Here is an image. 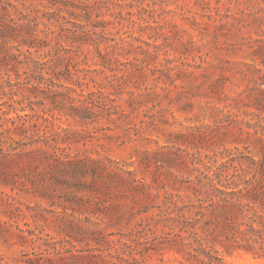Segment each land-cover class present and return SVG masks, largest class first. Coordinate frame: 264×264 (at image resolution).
I'll list each match as a JSON object with an SVG mask.
<instances>
[{
    "label": "trees",
    "instance_id": "16d2710c",
    "mask_svg": "<svg viewBox=\"0 0 264 264\" xmlns=\"http://www.w3.org/2000/svg\"><path fill=\"white\" fill-rule=\"evenodd\" d=\"M147 1L166 11L163 0H0V99L8 97L0 102V174L8 179L11 165L25 161L30 184L50 175L78 191L65 203H50L61 207L52 212L75 222L74 233L72 228L65 231L69 239L48 241L49 255H24L25 264H149L166 254L186 264H227L226 257L240 251L264 259V74L258 65L248 66L246 87L226 94L225 84L211 83L213 63L183 59L191 79L197 74L189 67L206 71L186 97L191 107L197 97L206 98L197 101L203 118L171 145L139 152L137 163L75 151L88 130L56 123L65 118L88 127L104 120L153 139L148 134L159 116L138 125L132 114L153 94L143 70L159 58L163 44L129 30L121 35L128 28L124 10L132 17L134 5ZM199 2L210 8L212 0ZM238 2L264 26V0ZM249 48L264 66V39H253ZM92 50L96 68L87 62ZM166 153L175 159L158 157ZM136 164L150 171V182L137 175L138 167L127 166ZM53 171L81 180H61ZM18 177L9 178L16 187Z\"/></svg>",
    "mask_w": 264,
    "mask_h": 264
},
{
    "label": "rangeland",
    "instance_id": "374dc122",
    "mask_svg": "<svg viewBox=\"0 0 264 264\" xmlns=\"http://www.w3.org/2000/svg\"><path fill=\"white\" fill-rule=\"evenodd\" d=\"M142 6L147 10L141 9ZM153 6L157 9L155 10ZM162 6L166 11L159 5L148 6V1L140 6L137 3L132 9L135 12L132 17L124 10L123 22L128 28L121 32V35L126 36L124 32L129 30V34L133 33L134 37H140L152 45L163 44L157 49L159 58L152 61V64L146 65L143 70L142 80L148 87H153V94L144 98L147 105L132 114L133 122L138 125L141 121L148 120L150 115L159 116L156 130L148 134L153 139L146 140L145 136H138L133 128L115 126L104 120L84 127L73 119H57L56 123L64 127L79 131L84 128L88 130L82 131L85 140L74 146L73 150L87 151L95 158L107 157L123 164L136 162L139 152L147 148L171 145L176 134L188 133L191 130L190 126L199 124L201 122L199 118L202 119L203 116L197 117L201 114L197 101L199 99L205 101L206 98L197 97L195 106L191 107L186 97L192 92L191 84L193 87L200 84L203 81L202 74L206 71L189 67V70H194L197 74L191 79V73L186 74L181 65L183 59L192 64L202 63V58L213 63V66L207 70L212 74L211 83L220 87L225 84L226 94H233L234 89L246 87L244 74L250 73L248 67L250 64L258 65L264 74V66L259 60H253L252 49L249 48V45H253V39H264V26L255 21L258 14L253 15V10L247 9V5L241 4L238 0L232 2L221 0L220 14L216 10L218 6L216 0H212L210 8H204L206 6L199 0H163ZM259 15L261 16L262 13ZM105 18L113 19V16L108 15ZM141 18H145L148 22ZM148 24L152 27L150 28ZM111 31L114 33L115 29ZM191 40H195L196 43L191 44ZM135 44H142L148 48L144 42L138 41ZM149 49L155 50L153 46ZM165 50H168V54H165ZM93 54H95L94 50L89 54L87 62L91 68H96L95 62L98 58ZM166 59L173 61L167 62ZM203 65L206 66L207 63ZM145 85L142 87L144 88ZM255 96L257 95L253 93V98ZM5 100H8L7 96L0 99V102ZM215 101L212 103L217 104V100ZM219 105L224 104L222 102ZM14 113L12 112L11 115H15ZM228 146L233 147V145ZM158 157L163 161L175 159L169 153L159 154ZM127 166L130 169L138 167L137 175L140 178L143 177L149 182L152 180V174L144 167L138 164ZM9 171L8 179L4 178L5 174H0V264H25L21 262L25 258L24 255L31 257L49 255L46 251L49 247L48 241L69 239L65 231H72V228L74 233L75 222L64 220L62 216L52 212L51 210L61 211V207L58 204L51 206L50 203L52 199L56 203H65L68 197L76 195L78 191L73 185L56 183L50 175L38 179L33 185L30 184L26 177L29 171L25 161L13 163ZM52 173L61 180L69 179L71 182L81 180L79 174L67 177L56 171ZM12 174H17V177L19 175L18 180L21 184L17 187L9 179ZM180 174L187 175L184 172ZM26 182H28L27 186ZM75 243L78 247L85 246V243ZM226 260L227 264H264V259L243 251L227 256ZM148 262L149 264H186L172 254H166L163 260L153 257ZM67 264L77 263L69 261Z\"/></svg>",
    "mask_w": 264,
    "mask_h": 264
}]
</instances>
